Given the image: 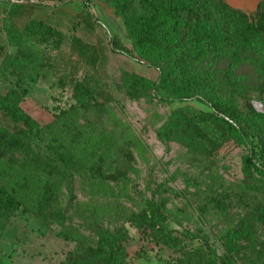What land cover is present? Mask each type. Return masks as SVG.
Wrapping results in <instances>:
<instances>
[{"label":"trees","instance_id":"1","mask_svg":"<svg viewBox=\"0 0 264 264\" xmlns=\"http://www.w3.org/2000/svg\"><path fill=\"white\" fill-rule=\"evenodd\" d=\"M92 1L83 0L86 9L91 8ZM97 1L110 7L124 23L137 61L160 70L156 83L140 75L125 74L123 82L129 83L130 99L149 105H173L194 99L208 103V111L172 108L156 128V139L165 146L184 149L191 166L201 168L203 179L198 182L199 187L185 192L195 204L202 199L203 203L197 205L201 215H241L220 232L221 252L212 249L208 238L195 246L193 239H201L200 236L185 235L169 224L175 206L186 212L185 196L164 181L150 180L148 188L154 193L143 206L137 209L133 206L127 212L114 211L120 218L119 225L99 226L95 240L79 241L61 264H131L125 246L131 239L127 225L137 229L144 240L178 254L173 264H264V239L259 248L255 243L259 229L264 228V160L259 152L251 147L236 165L238 172L231 174L236 184L226 185L238 186L237 190L223 185H203L209 181L208 177L218 174L216 157L231 138L245 143L257 139L264 146V112L258 111L250 101L255 93L264 96V0L258 2L252 15L227 0ZM87 24L93 27L90 20ZM7 33L10 43L18 50L13 56L7 53L6 44L0 42L2 79L10 85L6 93L0 89V113L15 124L13 128L0 126V230L21 211H28L17 197V189L22 187L4 179L16 175L18 169L30 168H36L47 178L48 183L43 186L44 204L52 221L64 226L67 214L58 207L59 196L54 193V185L57 179L66 182L71 201L78 199L74 193L75 153L56 137L45 140V127L25 111L22 102L29 93L27 84L38 81L40 70L56 67L49 56L40 59L25 43L51 45L53 50H60L66 34L37 19H29L21 30L11 27ZM112 45L115 50L130 53L117 40ZM71 53L92 68L101 60L99 48L78 35L72 37ZM33 64L36 67L32 68ZM71 81L75 103L56 117L80 112L86 117L103 119L106 104L113 99L104 97L101 101V92L86 76ZM241 99L248 106L246 112L239 108ZM206 125L214 127L217 134L212 135ZM32 140H37L44 149L35 146ZM118 158L127 162L117 164V159L115 169L108 171L106 160L99 157L88 166V179L104 185L126 181L135 155L125 144Z\"/></svg>","mask_w":264,"mask_h":264},{"label":"rangeland","instance_id":"2","mask_svg":"<svg viewBox=\"0 0 264 264\" xmlns=\"http://www.w3.org/2000/svg\"><path fill=\"white\" fill-rule=\"evenodd\" d=\"M227 1L252 15L260 0ZM29 19L50 23L66 34V41L60 50H53L51 45L25 43L40 59L49 56L56 67L41 69L38 81L27 84L29 93L22 107L45 127V140L56 137L74 151L77 161L74 193L78 199L71 201V190L66 182L59 179L55 181L54 193L59 196L58 207L67 214L65 225L61 226L52 221L50 211L44 204L43 186L48 181L36 168L18 169L16 175L4 179L15 187H22L17 189V197L24 202L28 211H21L7 227L0 230V264H61L79 241L85 238L91 242L95 240L99 226L119 225L120 218L116 217L114 211L127 212L133 206L135 209L143 206L145 200L154 193L152 188H148L150 180L164 181L186 198V212L175 206L170 227L185 235L200 236L201 239H193L195 246L203 244L208 238L212 249L221 252L218 241L220 232L230 227L241 214L234 213L230 217L201 215L197 205L203 203L200 202L202 199L195 204L185 194L199 187L198 182L203 179L201 168L191 166L184 149L177 145L165 146L156 139V128L172 108L208 111V103L194 99L173 105H149L145 101L135 102L130 99L129 83L125 82V86L123 82L125 74L140 75L156 83L159 81L160 70L137 61L124 23L114 15L110 7L97 0L92 1L90 9L85 8L83 0H66L62 3L0 0V42L6 44L7 53L14 56L18 50L10 43L7 30L11 27L21 30ZM87 20L93 23V27L88 26ZM73 35L99 48L101 60L97 67L92 68L80 61L77 55H72ZM114 40L123 44L130 53L113 49ZM2 62L3 59L0 60V89L6 93L10 85L2 79ZM34 67L35 64L32 65ZM85 76L101 92V101L104 97L113 99L106 104L103 119L86 117L80 112L57 118L56 114L75 103L72 78L83 79ZM250 101L258 111L264 112V96L255 93ZM239 108L244 112L248 109L242 99ZM1 125L9 128L15 126L0 113ZM206 128L212 135L217 134L211 125H206ZM248 142L236 138L227 141L216 157V177L220 179L210 176L209 181L203 185H223L237 190L238 186L226 184H236L231 174L238 172L236 165H239L251 147L264 160V146L257 139ZM32 143L44 149L37 140H32ZM125 144L131 147L136 159L131 164L127 180L109 185L90 181L87 177L88 166L99 157L106 160L108 171L115 169L117 159V164L125 165L127 160L118 158ZM127 226L131 239L125 246L131 264H173L178 254L167 247L144 240L137 229ZM263 239L264 228H260L255 242L258 248Z\"/></svg>","mask_w":264,"mask_h":264}]
</instances>
